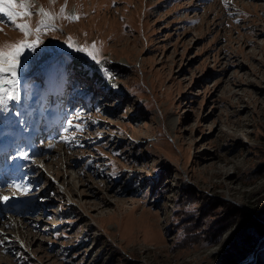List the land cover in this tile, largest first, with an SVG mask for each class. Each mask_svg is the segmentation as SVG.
Instances as JSON below:
<instances>
[{
	"label": "rangeland",
	"instance_id": "obj_1",
	"mask_svg": "<svg viewBox=\"0 0 264 264\" xmlns=\"http://www.w3.org/2000/svg\"><path fill=\"white\" fill-rule=\"evenodd\" d=\"M36 3L58 15L65 0ZM66 14L81 18H58L48 49L91 66L63 41H95L115 79L102 88L91 72L67 74L54 102L40 90L0 116V194L14 182L34 189L0 204V264H236L255 252L264 232V0H67ZM0 22V43L22 38ZM76 113L84 127L66 144L64 123ZM21 148L29 161L8 159Z\"/></svg>",
	"mask_w": 264,
	"mask_h": 264
},
{
	"label": "snow or ice",
	"instance_id": "obj_2",
	"mask_svg": "<svg viewBox=\"0 0 264 264\" xmlns=\"http://www.w3.org/2000/svg\"><path fill=\"white\" fill-rule=\"evenodd\" d=\"M229 2L230 0H222L226 8ZM49 3L54 5L56 0H49ZM66 8L67 0H65L64 6L59 9L58 15L50 9L38 6L36 0H0V16L6 17L7 21L10 22L9 27L19 31L22 35L21 39L13 43H0V116L10 112V102L21 101L22 81L25 90L31 91V84L28 82L36 79V73L40 71L41 64L48 66L41 82V88L47 91L53 102L62 89L66 87L69 70L67 53L59 48L49 50L44 39L46 35L59 30L55 23L58 18L69 22L78 21L81 18L78 14H66ZM34 16L38 17L35 24L32 23V17ZM236 22L240 23V21ZM0 32H3V28H0ZM63 44L66 49L82 54L86 61L96 65L95 71H101L102 74L106 73V81L115 79L111 71L105 68L100 49L95 41L91 45L87 43L80 45L69 36L63 41ZM91 71L93 69L88 63L81 65L80 72L82 75L87 76ZM111 86L118 87L115 84ZM15 116L19 118L16 121L18 126L26 123V120L21 118L24 116L21 111L17 110ZM80 120H82V117L79 113L67 116L63 132L69 135H61L60 140L62 142L70 144L76 140L75 133L72 130L79 132L83 129V123H77ZM7 133L8 129L0 124V139H3ZM48 147L52 148L53 145L49 144ZM17 157L22 158L24 161L30 160L29 152L22 148L16 152V156H10L8 159L15 160ZM38 167L43 169L44 165L39 164ZM11 189L10 195L0 194V204L21 200L34 191L31 184L16 182L11 184Z\"/></svg>",
	"mask_w": 264,
	"mask_h": 264
},
{
	"label": "trees",
	"instance_id": "obj_3",
	"mask_svg": "<svg viewBox=\"0 0 264 264\" xmlns=\"http://www.w3.org/2000/svg\"><path fill=\"white\" fill-rule=\"evenodd\" d=\"M79 58L78 57H71L69 60H67L68 64H69V70H68V74H75V75H79L80 77H82L83 79H86L88 77H90L93 80V84L96 85V87H102L105 88L107 85H109V82L105 80V78L103 76L100 75V73L98 71H95L96 67L91 64L93 71H91V75L90 76H84L81 74L80 72V62H79ZM95 67V68H94ZM121 68V67H119ZM118 71V70H117ZM111 73L114 75L115 72ZM43 80H41V77H38L37 80L33 83H31V91H26L25 87H24V82L22 81V86H21V96H22V105L24 107H27V105L29 104V102L31 101V99L34 97V93L37 91L42 90L41 88V82ZM77 81L76 80H72L71 83H74ZM29 83V82H28ZM47 91H45L46 94ZM107 94H113V90H110L109 92H107ZM88 99V98H86ZM261 218V219H260ZM260 220H264V214H260L259 217ZM258 233V232H257ZM262 233V232H260ZM264 237V232L263 234H261L252 244V249L255 247V245L259 242L258 247L256 248V251L253 254V259L250 261L249 264H264V239L260 240Z\"/></svg>",
	"mask_w": 264,
	"mask_h": 264
},
{
	"label": "water",
	"instance_id": "obj_4",
	"mask_svg": "<svg viewBox=\"0 0 264 264\" xmlns=\"http://www.w3.org/2000/svg\"><path fill=\"white\" fill-rule=\"evenodd\" d=\"M254 251H252L248 256H246L244 259L240 260L236 264H248L253 259Z\"/></svg>",
	"mask_w": 264,
	"mask_h": 264
},
{
	"label": "bare ground",
	"instance_id": "obj_5",
	"mask_svg": "<svg viewBox=\"0 0 264 264\" xmlns=\"http://www.w3.org/2000/svg\"><path fill=\"white\" fill-rule=\"evenodd\" d=\"M63 99V98H62ZM91 100V99H90ZM41 117V116H40ZM40 119V118H39ZM38 119V120H39ZM59 119V118H58ZM47 125V124H46ZM52 126V125H51ZM59 126V125H58ZM54 128V127H53ZM52 130V129H51ZM50 133V132H49ZM37 137V134H35L34 135V137L31 139V141L33 142L34 141V139ZM22 142V141H21ZM8 147V145L7 144H5L4 142H0V150L1 149H5V148H7ZM9 148H12V145H10L9 146ZM11 203V202H10ZM11 204H15L14 202L13 203H11ZM10 205V204H9ZM13 208H14V206H13Z\"/></svg>",
	"mask_w": 264,
	"mask_h": 264
}]
</instances>
